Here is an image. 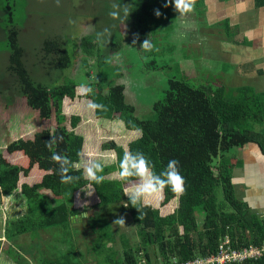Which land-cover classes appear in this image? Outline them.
Masks as SVG:
<instances>
[{
  "label": "trees",
  "instance_id": "trees-1",
  "mask_svg": "<svg viewBox=\"0 0 264 264\" xmlns=\"http://www.w3.org/2000/svg\"><path fill=\"white\" fill-rule=\"evenodd\" d=\"M134 1V7L130 8L134 25L125 34L131 36L132 41H140L147 30V22L152 21L154 10L161 3L160 0ZM253 5L263 7L264 0H253ZM4 7L8 8V3L0 4V9ZM13 40L6 36V71L14 78L18 93L30 112L36 113L40 120L52 116L53 125L36 129L27 138L15 131L19 133L7 138L0 149V198L17 191L25 210L24 215L5 224L7 240L13 241L24 234L35 238L38 231L51 228L68 230L71 218L77 215L75 197L87 188L95 198L94 204L87 208L92 213L87 221L97 237L96 243L90 245L97 257L96 264H167L172 259L181 262L195 256L204 257L215 252L223 236L229 238L232 248L256 246L264 241V222L234 197L228 158L232 148L247 143H255L264 155V96L261 93L237 87L232 97L221 85H211L212 88L207 89L202 84L192 86L186 80L171 78L167 80L162 97L151 105L153 117L137 119L133 106L124 100L125 89L120 84L106 88L97 82H86L93 91L84 96L78 90L79 84L71 81L52 86L32 82L19 63L20 52ZM90 41L89 37H81L79 44L74 45V50L77 48L83 58L89 57L93 46ZM41 50L48 59L47 67L59 70L72 64L57 39L42 41ZM89 100L104 104L107 111L89 110ZM77 104L81 108L74 110ZM68 105L73 107V114L67 116L64 108ZM82 118L84 125L91 124L89 127L93 123L98 127L101 121V126L106 128L108 123L111 127L116 123L115 129L120 130L101 143L102 132L78 131ZM249 122L262 127L253 130ZM130 132L132 136L138 133L132 139ZM51 135L63 137L55 150L78 165L69 173L80 177L78 181L61 183L59 165L51 160L52 153L45 143ZM116 135L129 139L122 146L116 143ZM98 140L96 148L92 147ZM129 150L144 153L157 174L169 160L177 159L185 179V191L177 194L165 188L153 196L151 203L144 201L138 205L139 211L132 207L125 194L128 186L118 175L120 159ZM102 152H107L110 164L104 167L103 182L96 184L84 175L82 160L85 157V161L100 160ZM33 166L40 176L31 184L21 181ZM110 173L115 177H108ZM38 189L47 190L53 196V203L39 194ZM113 207L121 209L133 223L136 238L130 244L128 237L120 233L119 252L112 249L114 233L110 222L100 217L101 212L106 214ZM196 213L201 216L199 224ZM13 260V264H20L18 259ZM39 264L83 263L79 253L71 255L68 252L54 261L40 260ZM242 264H264V256Z\"/></svg>",
  "mask_w": 264,
  "mask_h": 264
},
{
  "label": "rangeland",
  "instance_id": "rangeland-1",
  "mask_svg": "<svg viewBox=\"0 0 264 264\" xmlns=\"http://www.w3.org/2000/svg\"><path fill=\"white\" fill-rule=\"evenodd\" d=\"M229 1L211 0L212 6L207 8L197 4L191 13L180 17L173 7H164L166 0H160L158 8L162 15L157 17L154 14L152 21L147 22L143 38L133 43L131 36L125 32L134 25V15L130 10L134 7V0H60L59 6L56 0H2L0 4L8 3V8L0 9V149L5 144L4 136L19 133L15 131H20L21 136L27 138L36 129H47L53 125L52 116L48 120H40L36 113L30 112L18 93L14 78L6 71V36L14 39V45L20 52L19 63L32 82L44 86L65 80L77 84L97 82L106 88L120 84L125 89L124 100L133 106L137 119L153 117L151 105L162 97L167 80L171 78L186 80L192 86L202 84L207 89L212 88L211 85H221L225 93L232 97L237 87H248L259 93L261 87L264 88V74L255 75L253 70L256 68L254 65L259 64L260 57L253 54V49L258 45L252 40V45L246 46L241 39L243 34L255 28L261 30L264 26V9H252V0H231L230 7H225ZM241 2L242 10L239 9ZM114 3L121 7L128 5L129 16L125 17L121 12L118 19L110 17ZM230 8L238 11L234 18L227 20L226 17L231 14ZM104 29H108V33H104ZM81 37L91 39L93 46L89 57L83 58L77 48L74 50ZM46 39H57L63 45L72 62L69 68L58 70L47 67L48 59L41 50L42 41ZM146 39L150 41V50L141 48ZM233 39L235 45L230 44ZM72 108L71 105L65 107V115L73 114ZM80 108L81 105L77 104L74 110ZM83 120L79 123L78 131L102 132L101 143L107 137H114L120 130L115 129L116 123L113 121V127L108 123L106 128L101 126V121H98V127L94 126L95 123L89 127L91 124L84 125ZM250 125L253 130L257 129L251 122ZM134 133V136L132 132L128 133L132 139L138 132ZM128 139L115 136L116 143L122 146ZM99 142L92 147L96 148ZM101 154L100 160L106 158L105 165L110 164L107 152ZM85 158L82 167L85 166ZM9 162L13 163L11 159ZM27 174L21 181L25 180L28 184L40 176L34 166ZM108 177L113 178L115 174L110 173ZM37 192L53 201V196L47 190L38 189ZM153 199L151 197L144 201L151 203ZM94 202L92 191L83 189L75 197L77 215L71 218L72 224L68 230L45 229L38 231L35 238L24 234L13 241L9 238V241L4 232L5 224L24 215L25 210L17 191L2 196L0 264H13V258L18 259L20 264H39L40 260L54 261L68 252L71 255L79 253L83 264H96L97 257L93 255L90 245L96 243L97 237L87 221L92 214L87 208ZM107 211L106 214L101 212L100 217L110 222L114 233L112 249L119 252L120 233L128 237L130 244L136 241L134 225L121 209L113 207L110 212ZM119 216L125 217V226L114 225ZM200 222L201 216L196 213V223ZM68 244L72 247L68 248Z\"/></svg>",
  "mask_w": 264,
  "mask_h": 264
},
{
  "label": "clouds",
  "instance_id": "clouds-1",
  "mask_svg": "<svg viewBox=\"0 0 264 264\" xmlns=\"http://www.w3.org/2000/svg\"><path fill=\"white\" fill-rule=\"evenodd\" d=\"M60 0H56L57 6H59ZM196 0H166L164 7H173L174 11L179 14L180 17L186 16L194 9ZM112 11L109 12V16L118 19L121 16V12L125 17L129 16L128 5L114 3L112 5ZM154 14L159 17L162 13L156 9ZM92 27V26H91ZM104 33H108V29H104ZM110 34V33H109ZM101 35V34H98ZM135 43V40L133 41ZM141 48L144 50H150L151 44L146 39ZM78 90L84 96H88L92 93L91 87L85 83H81L78 86ZM87 108L91 111H107V107L104 104L96 103L89 100ZM62 136L51 135V139L46 143V147L52 153L51 160L59 165L58 174L60 175L61 183L70 184L76 182L80 177L70 175V171L78 165H74L73 162L65 155L58 153L55 148L56 145L62 142ZM105 160L89 159L85 161L84 175L93 183L99 184L104 180L102 175L105 167ZM153 166L142 152L126 151L119 162V177L125 182L127 187V196L132 207L139 211L138 205H142L144 200L161 193L165 188H170L174 193H183L185 191V179L181 175L179 169V161L177 159L169 160L167 166L160 172L156 173L153 170ZM114 225L125 226V217L119 216L114 221ZM187 264H204L200 259L187 262Z\"/></svg>",
  "mask_w": 264,
  "mask_h": 264
},
{
  "label": "crops",
  "instance_id": "crops-1",
  "mask_svg": "<svg viewBox=\"0 0 264 264\" xmlns=\"http://www.w3.org/2000/svg\"><path fill=\"white\" fill-rule=\"evenodd\" d=\"M209 2L211 3V5L209 4ZM230 2L231 0L225 4V7H230V5L232 4ZM240 4L241 5L239 6V9L242 10L243 3L241 2ZM195 5L200 6L201 8H207L212 6V2L211 0H196ZM251 5L253 7L252 9L254 10L264 9V6L260 8H255L253 5V0ZM230 9L231 14L230 16L228 14V17H226L227 20L231 17L234 18L236 12L238 11V9L236 11H234L233 8ZM259 30L260 29L255 28L254 30L243 34V40L241 39V42H244V45L246 46H249V44L252 45V40H255L258 43L257 44L255 42V45L258 46L257 48L253 49V54L258 55L260 57L258 58L259 64L254 65V67H256L253 69L255 71V75L264 74V26L261 28L260 31ZM253 34L257 35L256 37H253V39H251L250 37H252ZM244 38H246V40ZM232 41L233 43L231 42L230 44L235 45L234 39ZM258 92L264 96L263 87H261ZM256 127V130H258L262 126ZM4 134L8 135V133H3L2 135ZM8 137L13 136H4V142L7 140ZM228 158H230L229 161L231 164L230 181L233 186L234 196L237 198V200H240L250 211H252L259 219L264 222V155L261 153L260 149L255 143H247L240 147L232 148L230 150V155Z\"/></svg>",
  "mask_w": 264,
  "mask_h": 264
},
{
  "label": "built area",
  "instance_id": "built-area-1",
  "mask_svg": "<svg viewBox=\"0 0 264 264\" xmlns=\"http://www.w3.org/2000/svg\"><path fill=\"white\" fill-rule=\"evenodd\" d=\"M264 256V241L259 245L232 248L227 236H223L217 243L216 250L208 256H195L191 259L177 262L172 259L167 264H187L189 261L200 259L204 264H242L248 261H256Z\"/></svg>",
  "mask_w": 264,
  "mask_h": 264
}]
</instances>
